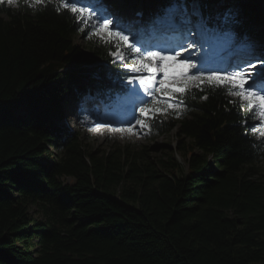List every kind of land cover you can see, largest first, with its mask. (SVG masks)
Listing matches in <instances>:
<instances>
[{
  "label": "trees",
  "instance_id": "16d2710c",
  "mask_svg": "<svg viewBox=\"0 0 264 264\" xmlns=\"http://www.w3.org/2000/svg\"><path fill=\"white\" fill-rule=\"evenodd\" d=\"M214 1L203 3L210 11ZM227 1L262 26L253 33L264 39V0ZM55 2L39 11L24 0L0 6V264L264 262V176L255 168L264 149L248 133L251 121L242 123L247 108L193 87L179 118L158 117L154 133L179 125L178 148L189 154L179 176L171 154L86 148L62 103L89 88L80 74L105 88L124 70L89 66L110 60L113 42L93 36L80 46V25Z\"/></svg>",
  "mask_w": 264,
  "mask_h": 264
},
{
  "label": "snow or ice",
  "instance_id": "6c2138e0",
  "mask_svg": "<svg viewBox=\"0 0 264 264\" xmlns=\"http://www.w3.org/2000/svg\"><path fill=\"white\" fill-rule=\"evenodd\" d=\"M5 2L15 6L17 0H0V6ZM51 2L52 0H24L34 11L41 10ZM53 7L57 13L69 15L74 23L80 25L79 31L83 32L87 28L89 39L96 36L103 40L106 35L108 43L115 37L117 43L123 41L127 45L124 48L125 55H114V61H124L131 57L132 62L137 65L129 67L128 64H121L122 68L127 69L123 75L128 85H133L138 80V86L129 89V99L143 93L136 106L140 116L134 114L132 117L135 125L150 131L157 125L158 116L170 113L179 118L187 110L186 94L192 95L193 87L201 91H220L239 98L238 105L234 100L229 103L240 109L247 108L250 115L242 123L252 122L249 125L251 132L261 137L256 147L264 149V59L261 58L264 57V45L255 46L248 43L246 35L237 36L235 29L238 17L233 8L218 14L215 17V27L209 28V21L198 10L195 0L191 12L186 0H170L164 14L152 21L151 32H148L144 27L134 31V25L139 21L126 22L112 10L109 0H56ZM167 32L176 34V38L166 41L167 46L156 48L151 37ZM197 48L204 49V52L195 61L191 55H184L190 49ZM234 51L246 52L251 59L227 64L225 54ZM230 58L229 55L228 59ZM257 65L260 67L257 68ZM128 73L139 75L133 78ZM201 85L204 87L201 88ZM156 93H160L159 98ZM90 99L92 98L85 97V102ZM154 105L163 107H153ZM81 111L86 113L81 123H91V114L87 113L84 103ZM102 127L106 125L95 123L94 128L89 127L87 130L99 132ZM108 130L132 132V128Z\"/></svg>",
  "mask_w": 264,
  "mask_h": 264
},
{
  "label": "rangeland",
  "instance_id": "374dc122",
  "mask_svg": "<svg viewBox=\"0 0 264 264\" xmlns=\"http://www.w3.org/2000/svg\"><path fill=\"white\" fill-rule=\"evenodd\" d=\"M111 1L112 0H109V2ZM186 4L189 7L193 6V5H188V3ZM15 6H17V3L15 4ZM217 8L218 7H216V9ZM191 11L192 9L190 10V12ZM224 11L225 10L223 11L221 10L220 12L217 13V15L220 13H223ZM236 13H237L238 23H239V21L242 20L241 13L238 11H236ZM116 14L122 17L126 22L129 21L126 19V17H129V15L127 16L125 12H122V13L118 12ZM1 15L2 14H0V16ZM130 18L132 17L130 16ZM257 28L261 29V27H257ZM86 38H87V34L84 35L80 32H77L74 35V41L82 47H87ZM103 39H109V38L105 35ZM130 41H131V37H130ZM120 42L121 43L119 44V46L122 50H124V48L127 47V45H125L123 41H120ZM122 50L119 49L116 55L117 54L125 55ZM196 51L197 49L194 52H191L192 59H193V55L195 57ZM129 61L132 62V59ZM131 64L133 65V67H137L135 63L132 62ZM259 67L260 66L257 65V68ZM61 76L64 77L65 73L61 72ZM58 81L59 80L57 79V82ZM245 87H247V85H245ZM86 95L87 93L82 95V97L79 99L78 102L69 100L68 102L65 103L66 111L69 113V120L66 122L69 123V126H71L72 128L74 127L77 131L80 132L82 141L86 148H89L92 151L99 152L103 150L113 149L120 144L122 145L133 144L137 147L143 146L145 147V150L147 154L149 155V157L153 159H155V157L166 156L168 154H171V160L173 162H176L178 164L177 166H179L177 167V169H174V173L178 176L187 173V170H188L187 160H188L189 154L187 152H184L182 149L178 148L177 142L181 138L178 135V131H179L178 126L171 129L169 132L164 133L156 138H149L148 134H145L147 133L145 129H141L139 125H135V121L132 118L130 119V122L127 123V122H122V120L118 118V117H122L121 113L115 114L117 115V117L111 116V113H114V111H120L122 109L123 100L118 101L115 98L111 99L112 105H113L112 108H106V106H102V105L98 106V103L97 104L95 103L94 106L90 110L87 109V113L91 114L92 122L87 123V124H82L81 123L82 117L86 113L81 111V105L82 103H86L85 102V97H87ZM70 99H73V98L70 97ZM135 116L137 117L140 116L138 107L135 112ZM95 123H99L102 126L106 125V127H102V130L99 132L98 131H88L87 129L89 127H93V128L95 127ZM257 123H259V121H257ZM133 125H135V127H133ZM109 128H112V129L132 128V132L131 133L127 131L110 132L108 130ZM181 144H184V142H181ZM197 151H199V149ZM255 168H257L259 173L264 176V160L260 164L255 166ZM62 181L65 183H71L74 181V179L71 176H63ZM29 208H30V212L33 215V217L42 216V210L39 207V205H37L36 203L30 204ZM250 264H264V262L257 261V262H252Z\"/></svg>",
  "mask_w": 264,
  "mask_h": 264
},
{
  "label": "bare ground",
  "instance_id": "6f19581e",
  "mask_svg": "<svg viewBox=\"0 0 264 264\" xmlns=\"http://www.w3.org/2000/svg\"><path fill=\"white\" fill-rule=\"evenodd\" d=\"M153 3L155 2V0H151ZM119 6H120V9L119 10H121L122 9V4L120 3L119 4ZM157 6V5H156ZM154 16V15H153ZM156 17V16H155ZM152 18L150 17V18H148V20H151ZM145 19H143V21H144ZM170 37H171V35H169ZM154 39H156V40H158L159 41V37H157V36H154L153 37ZM169 40H170V38H169ZM193 50H189L188 52H185L184 53V55H191V52H192ZM242 55V54H241ZM118 113H120V112H115L114 113V116H116L117 117V115H115V114H118ZM123 115H124V108H123V110H122V113H121V116L123 117ZM119 118V117H118ZM121 118V117H120ZM69 125V124H68Z\"/></svg>",
  "mask_w": 264,
  "mask_h": 264
}]
</instances>
